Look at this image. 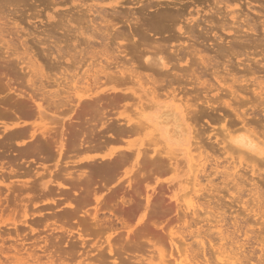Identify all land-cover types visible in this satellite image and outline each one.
I'll return each instance as SVG.
<instances>
[{"label": "rangeland", "instance_id": "374dc122", "mask_svg": "<svg viewBox=\"0 0 264 264\" xmlns=\"http://www.w3.org/2000/svg\"><path fill=\"white\" fill-rule=\"evenodd\" d=\"M43 1L44 2L42 1L40 2L39 0H28V1L25 0L24 3H21V0H20V3H18V5H20L19 7L16 3L10 5L11 8L9 5H7L8 7L6 6V9L9 8L7 9L8 12H6L7 10L3 8V6H5L6 4L1 1L3 3V5H1L2 3L0 2L1 3L0 6H2L0 7L2 8L0 9V13H3V14H0V22H1L0 24L2 25V22L5 23V25L4 23L2 25V28H3L2 30L4 33H7L5 36V34L0 29L1 32L3 33L2 34L0 32V34L4 36V38L2 36L4 40L0 38V43H1V40H3V41L8 42L6 43L7 46L9 44V48H3L4 46L2 47V45L0 47V179H1L0 180V212L3 211L0 213L1 215L0 221L6 225V228L4 227L5 225H2L0 227V236H2L1 238L5 239L3 240L5 242H2L5 248L4 250L8 251L11 246L14 247V245H16L18 242L20 243V241H18V242H15L16 243L15 244L12 240L8 239L7 233L10 234V231L11 233H13L12 231L13 229H11L12 224H15V226L19 229V231L22 230L21 234L26 235L25 240H23V242L24 241L26 242L24 243V245H26V248L28 246L30 247L31 245L33 246V245H37L38 243L40 244L42 242V239L43 241L47 239L48 242L55 239L54 242H56L58 238L62 237V235H60L59 233L50 231V228H52V225H53V220H48L47 218H41L42 216L49 217V215L44 213L42 216L39 217L35 214L37 213L38 210H41L43 208H48L50 209L48 211H51L50 213H55L54 210L57 211L56 210L57 208L55 206L63 207L67 203L66 201L61 200L62 199L61 195L65 193V191L64 192L63 190L59 191L56 188L57 190L54 189L55 190L54 192L51 187L54 186L53 188H55L56 185L52 184L53 185L52 186L49 183V182H52V179H54L55 181L60 176L64 175V173L66 172H67L66 176L67 174H70L72 178L71 179L69 177L70 181L71 180L77 181L79 180L78 178H80L81 180L85 178L87 179L90 178L92 181H91L90 186L88 187V190H90L89 191L90 195H91V192H94V194L92 193V195L90 196L88 203L83 206H81L80 204L77 205V203L73 202L74 206L72 207L76 208L77 206H81L80 210L82 212H87V214L83 216L82 214L79 213L78 216L67 219V225H66L67 229H72V227H74L75 222H79L84 218L87 221H89L90 218H88L87 215L89 213L93 214V210H94L93 208L95 207L93 198L97 197V198L103 199V201H106L108 200V196L112 190L123 187L122 189L126 190V194L123 197L130 196L132 200L131 203H134L135 206H121L120 200L118 198L115 199L114 201L110 200V205H112V207L123 208L126 212L123 219H125V222H126L125 224H127V226L130 227V229L129 227H127L126 230L128 229V231L130 232L123 229L124 231L121 230L122 232H120L121 236L125 238L129 235V238L131 240L133 239H140L141 241L149 240L153 242L156 248L159 249L166 257L172 254V257L177 259L178 261H181L182 264H205V261H204L205 259L211 258L212 260L214 257H216L218 255L217 253L220 252L218 251L217 248H220V245H222V243L223 244L225 243V241L219 240L220 238L217 233H218V229L220 228L223 230V232L224 230L227 231L229 235L232 232H234L237 228H240L242 232L247 230L248 236H251L252 231L257 232L260 229H264V206H262V209L260 210L258 209L257 206H253L255 204L253 199H255L256 197L262 200L264 204V178L263 180H258L259 179L258 177L251 176L248 170H245L243 167L245 164L244 161H242L241 166L236 165L237 164L236 162L238 161L236 158L240 156V153L235 152L236 150H234V148L231 150V148L229 147H227L226 149L227 152H225L226 150H222L223 146L227 145L226 143L227 141L225 142L226 143L225 145H218V143L222 141V137H224V134L227 133L226 131L229 132L230 129L227 128L228 129L227 130L225 127H223V129L224 128L226 129L224 131L221 128V126H224V125L227 126L225 123L214 124L213 122L212 124H210L209 123L210 121L208 119L205 120L204 119L205 117L204 118L202 117L203 112L211 113V111H209L208 109H205L204 105L201 104L203 102L202 100H204L205 98L204 97L205 94L201 95L202 98L199 96L200 101L198 102L192 101V99L190 98H193V97H191L190 95H189L190 97L188 96V99L186 98V100L190 99V101H188L189 104H196V109H197L196 111H199V110L200 112L202 111L201 113L198 112L200 115L202 114V116L200 119L198 118L199 120H196L199 114L197 113V116L195 115L196 116L195 117L196 119H195L192 117V113H190L192 111L189 110V113H190L189 116L191 115L190 118L192 117L191 119H193L195 123L191 122L193 120L189 122L188 120H190V118L189 116H187L189 118V119L187 118V121H186L187 126L184 127L183 129L182 127L183 116L186 119L185 117L186 115L184 114V112L186 113V111H184L183 103H182L186 101L185 99H183L185 97L183 96V91L181 92L182 94L178 93V96H177V98L183 96V98L181 97L183 100L179 98L182 100L181 102L182 105L179 102H175L171 99L166 100V97L167 96L169 97L170 95V94L169 95L165 94L167 90L165 91L163 90V92L158 91L160 93L162 92L161 94L158 93V97L161 96L162 100L160 101L166 100L164 105L165 107H167V109L174 108L178 105H180L181 107V113H180L181 127L177 128L178 131L180 132H178L176 129V131L178 132L177 133L175 131L176 136L173 135L175 133H172L174 131L173 125L164 126L163 124H161V119L159 118V116L161 115V112L163 110L158 109V108L151 109V110L147 109L145 111V119L141 121L143 122L144 126L142 127V129H137L136 131L137 134L136 133L134 134L136 136L134 135L131 136V133L129 134L127 133L124 135L125 133L124 132L125 129H124L123 130L124 133L121 132L123 133L124 137H122V134H121V136H119L121 138H119V137H116L118 136V134L117 135L114 134L115 135L114 136L113 133L115 132L113 133L107 132V129H106L108 128V126L110 128L112 124L113 125L115 124L114 125L115 127L113 125L112 126L114 128H117V131L119 130V133H120L121 128L123 129L124 126L127 130H129L127 127H129L131 122L126 125L125 124L126 120L130 119L132 120V123L137 122L136 118L139 119V116L137 117L138 114H136V112L139 113V109L136 105L137 104L136 101L131 99L130 96L132 97V93L139 91V85L137 81L135 80L131 82L126 81L127 83L119 82L117 80H120V79H119V76L117 75L115 76L118 79L114 76L112 77L113 79H111V76H112L111 74H110V79L108 78L109 79L108 80L102 74L97 72L98 69H100L101 67L103 68V67L108 66L107 63L111 65L113 64L112 66H109L111 72L115 70V66H114L115 63H120V65L125 64L127 67H131L132 62H129V61H131L132 59L134 62L133 63L134 65L132 67H134L136 64L134 59L138 61L139 60L138 58L142 56L145 57L144 55L145 51H150L149 48L155 51L156 49L154 48L159 46L157 43H156V46L153 47V45L155 44H153L154 41L153 43L151 41L150 43L152 45L149 43L150 44V45L148 44L149 46H147L146 44V47H144L145 46L144 44L141 45L142 42H141L140 36H137V35L135 36L133 31L135 27H138V29H140L141 32L146 33V35L148 33V36L149 34L151 36L153 34L150 32L151 31V18L157 12L160 13L163 10V8H166L164 10L166 12L170 10L169 12L174 13V10H175L176 13L174 14L179 16L177 19L178 20L177 25H172L173 24L171 23L172 21L171 22L168 21L169 28H170V25H171V28L170 29H167L166 27L165 28L169 32V34L167 31H166V34H165V31H163L164 33L160 34L161 36L159 35L160 38L164 40V37L166 35L170 36V34L171 35L173 34L172 35L173 37L174 35L175 36L180 35V33L178 32V28L184 25L183 20H182L184 17L185 18H194L195 16L198 18L201 17L200 24L201 23L203 24V21H204L203 19L206 18V15H209V17H213V15L211 16L210 14H212V12L215 11V9H212L213 6H211L210 4L212 3L213 5L215 1L213 2V0H211L212 1L211 2L210 0H207L209 2V6H208L207 4L208 2H204L206 0H200V1L192 0V2L190 0H138L142 2L139 4H135L136 0H116L117 3L118 2L120 3V4L118 3V5L119 6L121 5V7L118 8L117 7L118 5H116L115 11L117 10V12H119L120 15L123 13L124 16L123 15L120 16L119 20H117L118 15H114V16L111 15V13H113L111 9H109L108 7H105L107 8V11L109 10L107 15L110 14L112 16V17L106 16L107 17L106 19L111 23L108 26L105 25L106 28L108 29L107 33L111 34V36L114 34L112 38L113 37H116V38H114L115 40H113L114 43L113 42L111 43L113 47L108 45V48H103V49H102V46L96 44V42L95 44L93 43V44H88V45L86 41L80 42L83 39V37L82 38L80 37V39H78L79 36L77 37L76 35H74L75 33L73 34L74 29H72L73 31H71V26L74 28L78 26L81 28L84 27L83 31H86L89 29L87 31L89 34L90 31L93 30V28L91 26L92 24L89 26L90 23L88 22L89 20H92L93 15L90 16L91 14L90 15L86 14V11H83L82 7L85 10V6L87 7L90 4H91L90 6H92L94 1H95L94 5L98 3L97 5L99 6L101 5L102 7V5L106 4V0H104V4H102L103 2L101 0L99 1L97 0L98 2L96 0H92V1L77 0L78 3L74 2L75 0L74 1L72 0L73 3H70L71 0H69L67 4H66V1L64 3L60 2L61 0H59L58 3H57V0H55V2H53L54 0H49V1L43 0ZM45 1L46 3L47 2L48 3L46 4ZM111 1H114V0H107V3ZM201 1H202V4L205 3L204 6L200 4ZM249 1L252 2L251 5L252 7L254 6L253 8L256 9V10L254 9L255 11L252 9V7H250L251 10L247 9V5H245V3L247 4V0H239V1L238 0H228V2L227 0H224L221 2L220 6H217L216 8L217 9L220 8L221 10H223L225 9L226 6H229V9L236 10V13L238 12L237 16L239 14H244L247 12L249 16L251 15L253 16V17L251 16L253 20L257 18L256 23H258V18L260 14L258 15L257 10L260 13L261 12L263 13L261 14L262 16L264 15V10L262 11L260 9V7L264 5V2H261L262 3L261 4L259 1L257 3V1L253 2L251 0H248V3ZM260 1H264V0H260ZM193 2H197V4ZM55 3H57L58 5L62 3L61 4L62 6L61 5L54 6L56 5ZM146 3L151 4L150 5L151 8L150 7L147 8L142 14L139 13L138 12L139 8L141 6L148 5ZM44 4L47 5L45 6L46 8L44 7ZM76 4L85 5V6L82 5V7L80 6L83 13L81 10L80 11L78 10L80 9V7L79 8L77 7L76 9L75 7L77 6ZM14 5L15 6L17 5L18 8H15ZM52 9L54 10V12L56 11V15L62 14L63 13L62 10L63 11L65 10L64 13H69L70 15L67 14L69 18L66 16V14L65 16L62 15L64 17H67L66 18L67 23L63 20L65 18L61 17V15H59L60 17L56 16ZM210 9L212 10V12L209 11ZM58 10L59 12L61 10L62 13L61 12L57 13ZM129 10L130 12H128ZM221 10H220V13L222 14L224 10L222 12ZM84 12H85V15H84ZM124 12H128L129 14L124 13ZM196 12H199L200 15L198 16L195 15ZM78 13L79 14L82 13V15H84L83 17L87 15L85 17L86 20L81 16V14L79 15ZM187 13H189L191 16L189 14L188 16ZM76 14L78 18L81 16L80 18L83 20L81 21L82 24L85 23V21L86 22L88 21L87 23H85L86 25L83 24L81 26L80 25L77 26V24H75L74 21L76 20L72 18L74 20L73 21L71 17L76 16ZM3 15L4 16L6 15V16L3 17ZM201 15H204V16H201ZM245 15L244 16L242 15V17L241 15H239V17L241 18V21L243 17L244 18L246 17ZM1 16L3 17V19H1ZM47 16L52 17V20H47ZM262 16L260 17V19L262 18ZM57 17L60 19L56 20ZM61 18H63L62 19L63 21L61 20ZM217 18H219L220 22L222 23V18L220 17H217ZM212 19H214V17ZM216 19H214L215 22L217 20L219 21V19L217 20ZM226 19L225 21L226 22L228 21L227 24L229 22L230 23L232 22L231 20L229 19L226 20ZM260 19H259V22L263 21L262 19L261 20ZM97 20L99 19L96 18V21ZM180 20L182 23L179 22ZM238 20L237 22L240 21ZM50 21L51 22L53 21V23H51V25L53 26L59 25V23L57 22H60V21L65 22L63 25H66L69 22L71 25L69 30L71 31L70 33L72 34L68 33V35L66 34L63 35V33H65V28H63L64 29L63 30L61 27H59V29H61L63 32L57 29L55 30L56 35L53 34V39H50V40L47 39V41L43 40L45 39V36H43L42 33L46 35V32L44 33V31H47V30L44 28L47 25L50 26ZM225 21L223 19V22ZM14 22H16L15 25L17 24V27H19V30H17L18 29L17 27L15 29V27L13 26ZM98 22L100 23V21H97V23ZM239 23L237 24L238 25L242 24V22H239ZM168 24H166V26H168ZM175 24H176V21H175ZM237 24L234 26L235 28L236 26H238ZM111 25L113 26V28ZM204 25H206V23ZM204 25H202L203 27L201 26V28H204ZM243 25L244 24H242L241 26ZM35 26L37 27V31L35 30ZM49 26H47L46 28H48ZM101 26H104V25H101ZM208 26L210 27V25L207 24V26H205V29L203 30L204 31L203 34L206 33L205 34L206 37H204L205 35L204 36L201 35L202 37L200 36V39L198 40L200 42L202 38L203 42L204 40L207 42L208 41L207 39H210V41L207 43L200 42V43H203V45L202 44L200 45L203 47H200L199 45L195 44V47L197 46L199 50L197 49V47L194 48L192 41L189 42V40L185 38L184 39L181 38V40L183 39L186 42L188 41L186 45L192 44L191 47L190 45H188L190 49L187 47H184L186 46L185 44L183 46L184 48L188 49L187 51L188 53L186 54V57L193 56V53H192L193 49H191L193 46L196 52L194 53V55L197 54V57H192L193 58L192 60L194 61L198 59L199 57H201L203 58L204 61H207V63L210 64L209 67L211 69L210 68L207 69V70L210 69L209 72L207 70H206L207 72L203 70L206 67V64H207L206 62H205L206 64L204 63L205 66H202L203 67L202 72L204 71L203 73H206V74H203L201 72V69L199 71L196 70V72H194L196 76H197L196 73H199V72H201L204 75V78L202 77L200 81L201 82L205 81L206 84L205 83L204 84L206 88L208 90L211 89L208 94L209 95L208 97L216 94V91L214 89L215 87H217L218 82L220 83V85H226V86L233 85L234 88L238 85H248L249 89H251L250 82L256 77H258V79H261L262 77H264L263 76L264 73L262 72L263 73L262 74L261 72H258L256 70L260 74H256L253 77V76H250V73L249 72L247 73L246 70L250 67L251 69L256 67V66L252 67L253 63L251 62L252 61L251 59L253 58L255 59V61L257 60V62L262 59V61L259 62L260 63L259 66L262 69H258L259 66L258 68L256 67V69H258L259 71L260 70L264 71L263 70L264 56L259 54L261 52L259 50H262L263 48L262 47L260 49L257 48V51H255L252 48H250L252 50H250L249 48L243 49L244 48L243 46V48L242 47L238 49L235 48L232 50L229 49L227 51L226 49L228 48V44L223 45L225 44L223 42L227 41L228 43L229 41L233 40L232 36H234L233 33L235 32L234 30L235 28L232 26V28H234L233 29L234 32L233 30L230 29V34H227V32H223L221 31V29L218 30V28L216 27H215L216 29L214 27L213 29L210 27L212 29L211 30ZM207 27L210 30L208 29V31H206ZM228 27H231V26L229 25ZM172 28L173 29L175 28V30H173ZM21 29H24L25 31L24 32L22 31L21 33ZM43 29L44 31L42 32L41 30ZM15 30L19 34H16ZM76 30H78V28ZM114 30L116 31L114 32ZM169 30L173 31L174 33L173 32L171 33ZM201 31L202 30L199 29V31H197L198 32L197 34H199ZM32 33H35V37L34 35L29 37V35L30 34L32 35ZM120 34H121V37H120ZM237 35L239 36V34ZM71 36L72 37L75 36L74 39ZM227 36H230L231 39ZM241 36H244V35L242 34ZM257 36L258 35L253 34L252 38L257 37ZM217 37L218 38L222 37L224 39V41L222 40L223 41L222 45L224 46V48L226 47L225 49L226 52L223 49L224 51L222 53L221 52L216 53L219 48L217 49L218 46L214 45L213 43L216 41L215 39H217ZM151 38L149 39L151 40ZM212 38H214L213 39L215 40L214 42ZM116 39L119 41H117ZM76 40H79V41L77 42ZM152 40L154 39L152 38ZM161 40H159V43ZM165 41L166 43H168V45H165L164 43ZM165 41L163 42V44L164 46H166V49H168L167 46H173L177 42V41L174 42V40L173 41L168 40V42L167 40ZM169 42H171V44ZM199 42L197 43L200 44ZM82 43H85L86 45ZM131 43L138 44L137 46L139 48L135 47L136 44L132 46ZM216 43L219 44V47L222 46L221 42H216ZM133 47H135L136 50L133 49ZM173 47L178 49L177 48L178 46L176 47V45ZM6 49H8V51ZM14 49L15 51H17V53L14 52ZM123 49L126 50L127 53ZM221 49L222 47H220L219 50ZM137 50L139 51L138 54H140V56H138L137 53L135 52ZM153 50L151 51V55H152V52H154ZM168 50H172V49H168ZM168 50H166V54L169 53ZM133 51L135 53H133ZM141 51L144 53L143 55H141L142 54L140 53ZM189 51L191 52L189 53ZM13 52L18 54L17 57L18 56L20 57L21 53H23L24 55L25 53L27 54V52H29L27 55L30 58L32 57V59L34 58L33 60L39 63V65L43 69L44 77L39 76L40 78L38 79L34 78L35 81L34 79L28 78L31 81L33 80L32 83L35 82L33 84L36 86H34L33 84L31 85H33L34 87L30 85V82H28L27 77H26L28 75V73H26L27 72L25 68L26 66L24 65L25 67H23V64H25V62L21 63L19 61L20 58L15 59L16 56L13 55ZM117 52L119 54H116ZM255 52H257L259 55H257V53ZM62 53L66 55H61ZM98 53L100 55H98ZM110 53L111 54L113 53L112 55L114 57H112ZM92 54L95 55V57L94 56L92 57ZM71 55L73 57H71ZM101 55H105L106 57H108L109 62L106 63V59L103 58ZM133 55H136V57H133ZM220 55L221 56L223 55V56L221 57ZM59 56H62V57H59ZM117 56H118V59H117ZM188 57L185 58L186 59L185 61L183 60L180 62V64L178 63V65L180 67L183 66L186 69L188 67L189 69L191 65L190 63L188 64V61L191 62L192 60L190 61L189 59L191 58H188ZM21 58H22L21 61L23 60L28 61L26 60L28 59L27 56H26V59H25V56H24V59H23V56ZM112 59H114V61ZM141 61L142 60H139L138 62H141ZM19 62L21 64H19ZM172 62L171 64L174 65L175 63L177 65L176 61H174L173 63ZM195 62L197 64L199 63L198 60ZM187 64L190 66H188ZM176 65L174 66L177 67L178 65L177 66ZM201 65H199L198 67L201 68ZM249 65L250 67H247ZM170 67L171 66H169V68ZM180 67L177 68L178 70L175 69L176 72L177 71L179 72V70H182L183 72L185 71L184 70L185 68L182 69L183 67L182 68ZM24 68L25 70L23 71ZM133 69H135L136 72L140 74L139 75L140 77L143 75L146 78V79H141L142 83H144V81L147 80L148 77L150 76L149 73H147L149 75H146V73L140 71L138 68H133ZM192 69L193 68L191 66L190 70ZM195 69H197V67H195ZM214 70L216 71L215 77H213L214 75L211 76L212 74H214ZM182 71L180 72L183 73ZM180 72L178 73L179 78L181 75ZM201 73L198 75V77L200 75L202 76ZM183 75H187V74H183ZM143 76L142 78H144ZM190 76H193V74L191 73ZM190 76L189 77L186 76V78H184L185 76H182L183 77L182 81H185L188 78L189 81L188 80L187 81L190 82V81H193L192 79L194 77H196L194 76L191 78ZM28 77L30 76L28 75ZM33 77L34 76H32L31 78ZM154 77L155 76H150L151 79ZM232 79H236L241 84H234ZM261 80L263 81L264 79H261ZM187 81H185L183 84L180 83V85L185 86ZM145 83L143 84V86L145 85L148 86V84L149 86H151V84L148 81L147 82L145 81ZM146 86L145 88H149ZM174 86H177V85H174ZM183 86L181 87L177 86V87L178 88L180 87V89H183ZM186 86H187L186 89L190 90V86L188 85V83ZM95 87L96 89H94ZM73 88L76 89V91L73 90ZM86 90L87 91L90 90V91L85 92ZM77 91L84 92V95L83 93L82 94L78 93L80 94V96H82L81 102L78 101L75 97L74 92H77ZM178 91L179 90H177V92ZM222 94L220 95L219 93V96H220L219 98H223ZM89 95L90 96L95 95L96 97L93 96L94 99L101 100V101L97 100L98 103L101 102V104L97 103L99 105L98 110H97L98 108L97 106H95L97 107L96 109L93 106L95 105L94 102H97L96 100L93 99V97H92L93 100L90 99L91 102L93 101L92 102L93 104H89L90 100L85 98V97L88 98ZM125 95H126V99L124 100ZM120 99H123L124 101ZM36 103H40L43 109H45L44 110L45 112L42 116L38 115L36 111V107H35ZM111 103L113 104V106ZM87 104H89L90 107ZM202 106L204 109L202 108ZM248 108H249L248 106H245L242 109L246 110L247 112V110H249ZM249 111L247 113H250ZM228 113L230 114V111ZM134 114H136V117L134 116ZM213 114L217 116L220 115L219 113L217 114L213 113ZM214 115H212V117H216ZM230 116L231 118L233 117L232 114ZM157 121L158 122L160 121L159 122L160 124ZM204 121H206V123ZM191 123H193V125ZM148 125H150L151 128L150 127L148 128L147 127ZM144 127L145 128L147 127V129H145ZM111 129H108V131ZM181 129L185 130V132L183 133ZM193 129H195L196 132L195 130L193 131ZM34 130L38 132L35 133L33 138H30V134ZM42 131L44 132L47 131L50 133L49 135H46L45 137H40L39 132L41 133ZM155 134H158V135L156 136ZM193 134H195L197 139L198 140L200 139V141H198L197 139L195 140L194 138L196 137H194ZM215 134H217L216 138H215ZM154 137H160V139L158 138L159 139L158 140ZM149 140L155 141L157 144L156 145L152 144V141L150 142ZM61 142L63 143L64 148L62 149L63 150L62 152H58L57 147H59ZM193 142H196L197 145L199 142V145L200 146L202 145L203 147L202 152H201V149L200 150L196 149V144L195 143L193 144ZM191 145L193 146V148H191ZM99 147L102 149H100ZM45 148L46 150H44ZM95 148L97 150L99 149L98 150L99 152H97V150L95 151ZM136 149L137 151L138 150L140 151V154L138 155V157H136L135 155ZM204 149L206 150V152L203 151ZM156 150H158V152ZM193 150L195 152L197 151V153H194ZM134 152L135 154H133ZM121 153L122 154L124 153V154L121 155ZM164 153L166 154L165 156H164ZM200 153H201V158L199 160H203L201 161L202 164H204V162L206 161L204 164V171H202V173L201 172L194 173L195 168L193 166L192 167L193 169L191 170L190 165L195 163L194 161L196 160L194 159H197L196 157H198ZM189 154L193 157L192 161H190L191 156H189ZM108 155H111L110 157L111 160L109 158L110 161L107 160ZM248 160H246V162ZM230 162L232 166L234 165L233 163H235V165L237 166V169L235 170V172L236 171L238 172L239 170L240 171L239 173L242 174L245 171L244 172L245 174L243 176H246L247 179L243 177L242 175H240L241 177H243L241 181L244 180L243 181L244 183L240 182L239 179L233 180V181L237 180L238 182L242 184L241 186H239L240 188L235 187V183L237 181L236 182L232 181V179L234 178L233 177L234 171H231L232 167L230 166L231 165ZM253 162H252L253 165L255 164L257 167L261 168L257 162L255 163ZM100 165H101L100 168L104 166L106 167L109 165L108 166L109 168H107V170L103 174V176L105 175L107 176L106 178L95 177L101 174L100 168H99ZM242 167L243 169H241ZM193 173L199 175L197 179V184L195 183V181L194 183L192 181L194 177ZM228 174L229 175L232 174V175L228 177L227 176ZM125 175L129 177L127 178ZM250 177L251 179H253L254 177L253 182L257 183L259 187L258 194L255 196H253L252 193L249 194L250 193L249 191H251L249 189H254V187H250L251 185V183L249 182ZM62 178H65V176ZM62 178L61 179L59 178L60 180L59 181L56 180V181L58 182L61 181L60 183H62V182H67L69 179V178L68 179L66 178L67 181L65 179L64 181H62ZM129 178L131 179L130 182L132 184V191L131 189H126V186H127L126 184ZM247 180L250 184L247 182ZM41 182L46 183V186L50 184L51 187L49 186L50 188L48 189H50L49 191L50 192L52 191L53 193L51 194L50 192H48L47 189L38 188ZM73 183H76V182L74 181ZM242 186L244 187L241 189ZM68 187L70 188V192L69 190L68 191L66 190V192H69V193H71L72 191L82 193L83 189L85 188V187L72 188L70 186ZM196 190H199V191L197 192ZM146 196L147 197L149 196L152 201V204L153 205L157 204V206H153V205L145 206ZM114 205H119V206H114ZM193 210L197 214L196 213L193 214ZM105 217H109V216H107V214L105 216L99 215L97 218L98 220L100 219V221L103 219L102 222L104 224L105 222H107L104 220ZM217 221L219 224L216 223ZM34 222H38V225L34 224ZM117 226H118L116 227L117 229L120 228L118 224ZM146 226L149 227L150 231L145 232L141 230L143 228H146ZM30 227L35 230L34 234L29 233ZM153 227H158V228L163 227V229L155 230ZM23 228L25 231H23ZM7 230H9V232ZM131 230H132V233H131ZM242 232L236 235V236H239L238 239H240V241L241 240L243 241L244 239V237L242 236ZM107 233L105 232L106 235L105 234L101 235L102 239L101 237L99 238V240L101 239L100 242L105 241L106 236H108ZM11 237H14V235ZM87 238H88L87 242L88 240L90 242V240L93 241L95 237L90 236ZM96 239H94L93 242L98 241ZM33 241H37L35 242L37 244H34ZM202 246L205 248V252L201 251ZM253 246L256 247L255 245ZM176 247L178 248V251H179V248L182 250L181 251L182 255L180 254V252L179 253L177 252V250L175 249ZM258 249L257 247L255 248L256 255L260 254ZM35 251L37 252V254L39 255L41 254L39 253L38 250H35ZM80 252H82V250ZM12 253H13L12 251L11 253L9 252L10 255ZM204 253H205V257L203 256ZM146 254L147 253L145 252L144 255ZM149 254L150 253H148L146 257H148ZM106 258H108L107 262L108 260L110 262L111 257H108V255H106ZM1 261L3 262V259ZM158 262L159 261L157 260V257L155 259V256H154V260L153 262H151V264H158ZM212 263H214V261H212Z\"/></svg>", "mask_w": 264, "mask_h": 264}, {"label": "bare ground", "instance_id": "6f19581e", "mask_svg": "<svg viewBox=\"0 0 264 264\" xmlns=\"http://www.w3.org/2000/svg\"><path fill=\"white\" fill-rule=\"evenodd\" d=\"M3 2V3H5L6 5L5 6H3V8L5 9V10H7V9H9V8H7L6 9V6L7 5H12V4H17L18 5V3H20V0H0V2ZM19 1V2H18ZM25 1V0H24ZM24 1H22L21 0V3H24ZM26 1H28V0H26ZM40 2L42 1V2H44L43 0H39ZM47 1H49V0H47ZM58 1L59 0H57V3H58ZM66 1V4L68 3V1L69 0H61L60 2H65ZM74 1V0H73ZM73 1L71 0V2L70 3H73ZM90 1H92V0H90ZM97 1V0H96ZM99 1V0H98ZM97 1V2H98ZM103 3L102 4H104V0H101ZM191 2H192V0H190ZM193 1H195V0H193ZM198 1V0H197ZM200 1V0H199ZM211 1V0H210ZM215 1V2H214ZM222 1H224V0H218V1H216V0H213V5H212V3L210 4L211 6H213V8L212 9H215V11H213L212 12V10L210 9L209 11H211L212 12V14H210L211 16L213 15V17H214V19H216L217 17H220V18H222V23L220 22V19L219 18H217V19H219V21H218V23H220V24H218L217 23V21L215 22V20L214 19H212L213 17H209V15H206L205 13V15H206V18L205 19H203L204 21H203V24L202 25H204L205 23H206V25H204V28H201V24H200V19H201V17H196L195 15H200L199 14V12H196V14L193 16L194 18H183L182 20H183V23H184V25L183 26H181V27H179L178 28V32L180 33V35L178 36V35H174V37L170 34V36L173 38H171L169 35H166L165 37H166V39H165V37H164V40L162 39V38H160V34H162V33H164L163 31H165V34H166V28L167 29H170L171 28V25H170V28H169V24H168V21H172L171 23H173L172 25H177L178 23H177V19H178V15H176V14H174V13H176L175 12V10H174V13L173 12H169L170 10H168L167 12L166 11H164L166 8H163V10L160 12V13H156L155 15H153V17L151 18V33H153L151 36H150V34H149V36H148V33H147V35H146V33H143V32H141V30L140 29H138V27H135L134 28V31H133V33H134V35L136 36H140V39H141V45H145L144 47H146V44H147V46H149L151 43V41H152V43H153V41H154V43L153 44H155V45H153V47H155L156 46V43L159 45L158 47H155L154 49H156L155 51L153 50V49H151V48H149L150 49V51H145V54L141 51L140 53H142L141 55H145V57L144 56H142V57H140V58H138V56H140V54H138V50L137 51H135L136 53H137V58L139 59V60H142L141 62H138V61H136L135 59H134V61H135V63L137 64V62H138V64L136 65L135 64V66L134 67H132L134 64V62H133V59L131 60V61H129V62H132V66L131 67H127L125 64H121L120 65V63H115V70L113 71V69H112V71L113 72H111V70H110V68H109V66H112L111 64H108L107 62H109V58L108 57H106L105 55H101L103 58H105L106 59V63H107V65L108 66H106V67H101L100 69H98V71L97 72H99L100 74H102L104 77H106L107 79L109 78L110 79V74L112 75L111 76V79H113L112 77L114 76V77H116L115 75H117V76H119V79L120 80H117V81H119V82H131V81H137V83H138V85H139V91L138 92H135V93H132V97L130 96V98L131 99H133L134 101H136V105H137V107H138V109H139V113H137L136 112V114H138L137 115V117L139 116V119L138 118H136L137 120V122H133L134 123V125H133V123H132V120H130V119H128V120H126L124 123L127 125V124H129L130 122H131V124L129 125V127H127L129 130H127L126 128H125V126H124V128L122 129L121 128V130H120V133H119V130L117 131V128H114L115 126V124L111 127L110 126V128H109V126H108V128H106L107 129V132H111V133H113V132H115V133H113V135L114 134H118V136H116V137H119V136H121V134H122V137H124L123 136V133H124V135L125 134H129V133H131V136L132 135H134L135 133L137 134V129H142V127L144 126V124H143V122H141L143 119H145V111L148 109V110H151V109H156V108H158V109H161V110H163L162 112H161V115L159 116V118L161 119V124H163L164 126H170V125H173L174 127V131L172 132V133H175V131H176V129L178 128V127H181V122H180V120H181V117H180V113H181V107H180V105H178V106H176V107H174V108H171V109H167V107H165V102H166V100L167 99H171V100H173V101H175V102H179L181 105H182V103H183V109H184V111H186V113L184 112V114L186 115L185 117H186V119L184 118V116H183V124H182V127H183V129H184V127H186L187 126V123H186V121H187V116H189V114L190 113H192V117L193 118H195L196 116H197V113L199 112V113H201L200 112V110L199 111H196L197 109H196V104H189V102L188 101H190V99H192V101H196V102H198V101H200V97H201V95L202 94H205L204 95V100H202L203 102L201 103L202 105H204V108L205 109H208L209 111H211V113L209 114V113H206V112H203L202 114H203V116H202V114L200 115L199 113V116L197 117V119L196 120H199L200 118H201V116L206 120V119H208L210 122V124H212L213 122H214V124H219V123H225L227 126H229V127H227V126H221V128L223 129V127H225L226 129L228 128V129H230V131L228 132V131H226L227 133H225L224 134V137H222V141L221 142H219L218 143V145H225L226 143H227V145L226 146H223V149L222 150H226L227 149V147H229V148H231V150L234 148V150H236L235 152H238V153H240V156L238 157V158H236L235 160L237 161H235L237 164L236 165H238V166H241L242 165V161H244L245 162V164H244V162H243V164H244V169L245 170H248V172L250 173V175L251 176H256V177H258L259 179L258 180H263V178H264V80L262 81L261 79H264V77H259V78H261V79H258V77H256V78H254L251 82H250V86H251V89H249V86L248 85H238V86H236L235 88H234V86L233 85H220V83L218 82L217 83V87H215V91H216V94L215 95H212V96H210V97H208L209 95V92H210V90H208L207 88H206V86H205V81H200L201 80V78L203 77L204 78V75L203 74H206V73H203L202 72V69H203V67L202 66H205V64L207 63V61H204L203 60V58H201V57H199L198 59H196V60H192L193 58L192 57H197V54L196 55H194V53H196L195 52V50H194V48H196L195 47V44H197V45H203V43L204 42H206L205 40H204V42H203V39L201 38V41L200 42H203V43H200L199 42V40L198 39H200V36L201 35H205V34H203V30L205 29V26H207V24L208 25H210V27L213 29V27L215 28H218V30H220L221 29V31H223V32H227V34H230V29L231 30H233L235 27V25L237 24V23H239V22H242V24H244L243 26H241V25H238V26H236V28L234 29L235 30V32H234V30H233V34H234V36H232V35H230V36H232L233 37V40L232 41H229L228 43H227V41H224V39L222 38V37H217V39H215V40H213L214 38H212V40H213V44L214 45H216V46H218L217 47V49L219 48L220 49V47H222V49L221 50H219L218 49V51L216 52V53H218V52H223L225 49H226V47L224 48V46L223 45H227L228 44V48L226 49L227 51L229 50V49H238V48H243V46H244V48L243 49H250V48H252V49H254L255 51H257V48H263L262 50H259V51H261L259 54H261V55H263L264 56V15L262 16L261 14H263L262 12L260 13L258 10H257V13H258V15L260 14V16H259V18H258V23H256L257 21H256V19L257 18H255V20H253L252 19V17L251 16H249V14H247V12L246 13H244V14H239V15H241V17H242V15L244 16L245 14H247V15H245L246 17L244 18L243 17V19H242V21H241V18L239 17V15L237 16V14H238V12L236 13V10H231V9H229V6H226L225 7V9H223V10H221L220 8L219 9H217L216 7L217 6H220V4H221V2ZM239 1V0H238ZM251 1H253V2H256L257 1V3H258V1L261 3V2H264V1H260V0H251ZM1 2V3H2ZM52 2V1H51ZM53 2H55V0L53 1ZM52 2V3H53ZM74 2H76V3H78L77 2V0H75ZM136 3L135 4H139V3H142L141 1H138V0H136L135 1ZM188 2V1H187ZM190 2V3H191ZM204 2H208L207 0L206 1H204ZM212 2V1H211ZM227 2H228V0H227ZM235 2V1H234ZM237 2V1H236ZM0 3V4H1ZM3 3L1 4V5H3ZM26 3V2H25ZM45 3H46V1H45ZM48 3V2H47ZM46 3V4H47ZM57 3H55L56 5H54V6H57L58 4ZM94 3H95V1H94ZM94 3H93V5L92 6H90V5H88L87 7L84 5V4H82V5H84L85 6V10L83 9V7H82V5H78V4H76L77 6H75L76 7V9H77V7L79 8L80 6L82 7V10L83 11H86V14H91L90 16H92L93 15V18H92V20H89V22L88 23H90L89 24V26L91 25L92 26V28H93V30H91L90 31V33L88 34V30H86V31H83L84 30V27L83 28H81V27H79L78 25H83V24H85V23H87L85 20H86V16L85 17H83L84 15H85V12H84V15H82V13H83V11L81 10V7H80V9H78L79 11L81 10L82 11V13H80L81 14V16L85 19L84 21H85V23H83L82 24V22L81 21H83L80 17V19L77 17V14H76V16H74V17H71V19L73 18L74 20H76V21H74L73 19V21L75 22V24H77V26L78 27H76V28H74V27H72L71 25H70V21L68 22V24H66V25H63L65 22L67 23V17L69 18V16L67 15V14H69V13H64L65 12V10L63 11L62 10V12H61V10H60V12L62 13V14H58V15H56V11L54 12V10H53V12L55 13V15L56 16H58V17H60L59 15H61V17H63V18H65V19H63V18H61V20L63 19L65 22H57V23H59V25H51V23H53V21L51 22L50 21V26H52V27H50L49 25H47V26H49L48 28H44V29H46L47 31H44V29L43 30H41L42 32L44 31V33L46 32V35H44L42 32V35L43 36H45V39H43V40H46L47 41V39H53V34H55V30H57V29H59V27H61L62 29L63 28H65V33H63V35H68V33H70L71 31H73L72 29H74V31H73V34L74 35H76L77 37H78V39H80V37L82 38L83 37V39H84V41H83V39L80 41V42H85L86 41V43H87V45L88 44H95V42H96V44H98V45H100V46H102V49L103 48H108V45L109 46H112V42H113V40H115L114 38H116V37H113L112 38V36L114 35L113 34V32H112V36H111V34H108L107 33V28H106V26L105 25H109V24H111L106 18L108 17V16H111V15H118V19L117 20H119V17L120 16H122L123 15V13L120 15L119 14V12H117V10L115 11V6L116 5H118V3H117V1L116 0H114V1H111V2H109V3H107V0H106V4L105 5H102V7H101V5L99 6V5H94ZM189 3V4H190ZM193 3H196L197 4V2H193ZM200 3V2H199ZM41 4V3H40ZM43 4V3H42ZM54 4V3H53ZM62 3H60L59 5H61ZM100 4V3H99ZM120 4V3H119ZM146 4H148V3H146ZM188 4V5H189ZM192 4V3H191ZM200 4H202V1H201V3ZM208 4V6H209V2L207 3ZM252 2H250L249 1V3H248V0H247V4L245 3V5H247V9L248 10H251V8L250 7H252ZM262 4V3H261ZM17 5L15 6V8H18L20 5H18V7H17ZM26 5V4H25ZM49 5V4H48ZM50 5H51V3H50ZM58 5V6H59ZM150 5L151 4H148V5H144V6H141L140 8H139V10H138V12L139 13H143L147 8H149L150 7ZM203 6L205 5V3L204 4H202ZM225 5V4H224ZM45 6H47V5H45L44 4V7ZM53 6V5H52ZM62 6V5H61ZM64 6V5H63ZM66 6V5H65ZM104 6V7H103ZM186 6V5H185ZM210 6V7H211ZM260 6V5H259ZM264 6V5H263ZM263 6H261L260 7V9L263 11L264 10V7ZM0 7H2V6H0ZM8 7V6H7ZM49 7V6H48ZM105 7H108L109 9H111V11L113 12V13H111V15L110 14H108L107 15V13H108V11H107V8H105ZM118 8L119 7H121V5L119 6H117ZM169 7V6H168ZM209 7V8H210ZM224 7V6H223ZM254 7V6H253ZM252 7V9L254 10L255 8H253ZM10 8H11V6H10ZM12 8H13V6H12ZM46 8V7H45ZM57 8H59V7H57ZM74 8V7H73ZM118 8H116V9H118ZM151 8V7H150ZM208 8V7H207ZM0 9H2V8H0ZM49 9V8H48ZM75 9V8H74ZM259 9V10H260ZM5 10H3V11H5ZM46 10V9H45ZM44 10V11H45ZM50 10V9H49ZM220 10H221V12L223 11V13L221 14L220 13ZM243 10V9H242ZM256 10V9H255ZM254 10V11H255ZM260 10V11H261ZM107 11V12H106ZM164 11V12H163ZM184 11V10H183ZM246 11V10H245ZM6 12H8V10L6 11ZM59 12V10H58V12L57 13H60ZM128 12H130V10L128 11ZM128 12H124V13H128ZM202 12V11H201ZM243 12V11H242ZM5 13V12H4ZM53 13V14H54ZM216 13V14H215ZM0 14H3V13H0ZM65 14H66V16L67 17H64L65 16ZM79 14V13H78ZM79 14V15H80ZM129 14V13H128ZM179 14V13H178ZM189 13H187V15H188ZM209 14V13H208ZM40 15V14H39ZM39 15H37V16H39ZM54 15V16H55ZM62 15H64V16H62ZM70 15V14H69ZM127 15V14H126ZM180 15V14H179ZM183 15H184V13H183ZM182 15V16H183ZM190 15V14H189ZM188 15V16H189ZM214 15H216V16H214ZM6 16V15H5ZM4 15H3V17H5ZM55 16V17H56ZM90 16H88V17H90ZM107 16V17H106ZM124 16V15H123ZM181 16V17H182ZM191 16V15H190ZM201 16H204V15H201ZM257 16V15H256ZM262 16V20L263 21H260L259 22V19H260V17ZM3 17L1 16V19H3ZM56 18V20L58 19H60V18ZM112 17V16H111ZM115 17H117V16H115ZM180 17V18H181ZM216 17V18H215ZM229 17V18H228ZM76 18V19H75ZM96 18H98L99 20H97V21H100V23L98 22L97 23V21H96ZM121 18H123V17H121ZM179 18V19H180ZM204 18V17H203ZM229 19V20H231L232 22L230 23H228L227 24V22L225 21V19ZM46 19V18H45ZM78 19V20H77ZM116 19V18H115ZM223 19H224V21L226 22H223ZM226 19V20H227ZM240 21H239V20ZM260 19V20H261ZM47 20H52V17H49V16H47ZM54 20H55V18H54ZM62 20V21H63ZM237 20L239 21V22H237ZM80 21V22H79ZM175 21H176V24H175ZM202 21V20H201ZM180 23H182L181 22V20L179 21ZM1 23V22H0ZM3 23L4 22H2V25H3ZM15 23L16 22H14V24H13V26L15 27V29H16V27H17V24L15 25ZM42 23V22H41ZM113 23V22H112ZM168 24V26H166V24ZM43 24V23H42ZM46 24V23H45ZM240 24V23H239ZM2 25L0 24V29L2 30L3 28H2ZM4 25H5V23H4ZM19 25V24H18ZM67 25H69V26H67ZM86 25V24H85ZM101 25H104V26H101ZM113 25H115V24H113ZM220 25V26H219ZM231 26V27H228V26ZM70 26H71V31L69 30V28H70ZM76 26V25H75ZM112 26V25H111ZM179 26V25H178ZM232 26L234 27V28H232ZM4 27V26H3ZM34 27V26H33ZM68 27V28H67ZM110 27V26H109ZM166 27V28H165ZM203 27V26H202ZM209 27V26H208ZM207 27V30L206 31H208V29L210 28H208ZM18 29L17 30H19V27H17ZM78 28V30H76ZM88 28V27H87ZM112 28H113V26H112ZM176 28V27H175ZM175 28L173 29V30H175ZM210 28V29H211ZM215 28V29H216ZM199 29L200 30H202L199 34H197L198 32L197 31H199ZM209 29V30H210ZM211 29V30H212ZM1 30H0V32H1ZM35 30L37 31V27L35 26ZM59 30H61V29H59ZM64 30V29H63ZM22 31L24 32L25 30L24 29H21V33H22ZM62 31V30H61ZM116 30H114V32H115ZM170 31V30H169ZM2 32H3V30H2ZM1 32V33H2ZM6 32V31H5ZM18 32H20V31H18ZM63 32V31H62ZM78 34H77V33ZM168 32V31H167ZM171 33L173 32V31H170ZM176 32V31H175ZM211 32V31H210ZM262 32V33H261ZM4 33V32H3ZM2 33V34H3ZM10 33V32H9ZM15 33L16 34H19V33H17L16 32V30H15ZM57 33V32H56ZM106 33V34H105ZM117 33V32H116ZM143 33V34H142ZM174 33V32H173ZM177 33V32H176ZM251 33V34H250ZM259 33H261V34H259ZM2 34H0L1 35V37L0 38H2ZM5 34V36H6V34L7 33H4ZM70 34H72V33H70ZM119 34V33H118ZM122 34V33H121ZM121 34H120V37H121ZM168 34H169V32H168ZM178 34V33H177ZM237 34H239V36L237 35ZM244 35V36H241V35ZM250 34V35H249ZM253 34H255V35H258L257 37H254V38H252V35ZM9 35V34H8ZM29 35V34H28ZM27 35V36H28ZM34 35V37H35V33H32V35L30 34L29 35V37L30 36H33ZM56 35V34H55ZM54 35V36H55ZM62 35V36H63ZM124 35V34H123ZM160 35V36H159ZM236 35V36H235ZM260 35H261V37H260ZM73 36V35H72ZM71 36V37H72ZM119 36V35H118ZM126 36V35H125ZM153 38L154 40H152V38H151V40L148 38ZM159 36V37H158ZM169 36V37H168ZM230 36H227V37H229L230 38ZM47 37V38H46ZM75 37V36H74ZM74 37H72L73 39H74ZM202 37V36H201ZM204 37H206V35L204 36ZM260 37V38H259ZM3 38H4V36H3ZM2 38V39H3ZM66 38V37H65ZM168 38H170V39H168ZM181 38H185V39H187V40H189V42H191L192 41V43H193V45H194V48H193V46H192V48L191 49H193L194 50V52H193V50H192V53H193V56L191 57V56H187L188 58H191V59H189L191 62H189L188 61V64L190 63V65L192 66V70H190V68H191V66L190 65H188V66H190V68L188 69V67H187V69L185 68V67H183V66H179L178 65V63L180 64V62L181 61H185L186 59L185 58H187L186 57V54L188 53L187 51H188V49H186V48H184V47H187V48H189L190 49V47H191V45L190 44H188V45H190V47H188V45H186V43H188V41L186 42L185 40H181ZM67 39V38H66ZM75 39H77V38H75ZM162 39V40H161ZM179 39H180V41H179ZM204 39H206V38H204ZM228 39V38H227ZM231 39V38H230ZM4 40V39H3ZM3 40H1V43H0V47H1V45H2V47L3 48H9V44H8V46H7V44L6 43H8V42H6V41H3ZM117 40V39H116ZM126 40V39H125ZM138 40H139V38H138ZM159 40H161L160 41V43H159ZM165 40H167V42H168V40L169 41H173L174 40V42L175 41H177L176 43H175V45H176V47L178 48V49H176L175 47H173V46H175V45H173V46H167V48L168 49H172V50H168V49H166V46H164V44H163V42L165 41ZM208 41L207 42H209L210 41V39H207ZM224 42H223V41ZM77 42L79 41V40H76ZM117 41H119V40H117ZM122 41V40H121ZM183 41H184V43H183ZM5 42V43H4ZM43 42V41H42ZM127 42V41H126ZM197 42H199L200 44H198ZM206 42V43H207ZM216 42H221V45H222V42L223 43H225V44H223L222 46H220L219 47V44H217ZM4 43V44H3ZM46 43V42H45ZM114 43V42H113ZM150 43V44H149ZM165 43V45H168V43H166V41L164 42ZM170 44H171V42H169ZM173 43V42H172ZM82 44H85V43H82ZM130 44V43H129ZM132 44V43H131ZM134 44H136V43H133L132 44V46H134ZM139 44H140V42H139ZM149 44V45H148ZM161 44H163V45H161ZM184 44L186 45V46H184ZM7 47H6V46ZM86 45V44H85ZM128 45V44H127ZM138 44H136L135 45V47L136 48H139L138 46H137ZM152 45V44H151ZM182 45V46H181ZM57 46V45H56ZM84 46V45H83ZM131 46V47H132ZM184 46V47H183ZM216 46H214V47H216ZM248 46V47H247ZM86 47V46H85ZM113 47V46H112ZM135 47H133V49H135ZM170 47V48H169ZM173 47V48H172ZM200 47H203V46H200ZM94 48V47H93ZM158 48V49H157ZM176 50H175V49ZM213 48V47H212ZM128 49V48H127ZM132 49V48H131ZM145 49V48H144ZM148 49V50H149ZM186 49V50H185ZM197 49L199 50V48L197 47ZM224 49V50H223ZM252 49H250V50H252ZM7 51H8V49H6ZM62 50V49H61ZM113 50H114V48H113ZM117 50V49H116ZM120 50V49H119ZM124 50V49H123ZM123 50H121V51H123ZM136 50V49H135ZM154 51V52H152V55H151V51ZM166 50H168L169 51V53H168V51H167V53L168 54H166ZM226 50H225V52H226ZM25 51V50H24ZM104 51H105V49H104ZM124 51H126V50H124ZM130 51V50H129ZM14 52H16L17 53V51H15V49H14ZM13 52V55L14 56H16L15 57V59L16 58H20V62L21 63H24L25 62V64H23V67H25L26 68V70H27V72L26 73H28V75L30 76V77H28V75L26 76L27 77V80H28V82H30V85L31 84H33V83H35V82H33L32 83V81L31 80H29V79H38V78H40V77H44V73H43V69L41 68V66L39 65V63L37 62V61H35V60H33L32 59V57L30 58L27 54L29 53V52H27V54L25 53L24 55H23V53H21V56L19 57H17V55L18 54H16V53H14ZM60 52V51H59ZM58 52V53H59ZM64 52V51H63ZM103 52V51H102ZM134 51H133V53H135ZM148 52V53H147ZM191 51H189V53H190ZM198 52H200V51H198ZM197 52V53H198ZM204 52V51H203ZM66 53H68V52H66ZM70 53V52H69ZM105 53V52H104ZM106 53H107V51H106ZM105 53V54H106ZM121 53V52H120ZM126 53H127V51H126ZM150 53V54H149ZM255 53H257V52H255ZM102 54V53H101ZM113 54V53H112ZM111 53H110V55L112 56V57H114L113 55H112ZM116 54H119L118 52L116 53ZM123 54V53H122ZM149 54V55H148ZM199 54V53H198ZM258 53H257V55H259ZM61 55H66V54H61ZM98 55H100L99 53H98ZM109 55V54H108ZM107 55V56H108ZM190 55V54H189ZM254 55V54H253ZM23 56V59H24V56H25V59H26V56H27V58L28 59H26V60H28V61H21V57ZM70 56V55H69ZM91 56V55H90ZM95 57V55H93L92 54V57ZM116 56V55H115ZM221 56V55H220ZM223 56V55H222ZM221 56V57H222ZM255 56H256V54H255ZM59 57H62V56H59ZM58 57V58H59ZM64 57V56H63ZM71 57H73L72 55H71ZM123 57H125V56H123ZM133 57H136V55H133ZM144 57V58H143ZM98 58V57H97ZM96 58V59H97ZM255 58V57H254ZM104 59V60H105ZM117 59H118V56H117ZM131 59V58H130ZM64 60V59H63ZM98 60V59H97ZM113 61H114V59H112ZM188 60V59H187ZM198 60V62L200 63H196L195 61H197ZM252 61V63H253V65H252V67H257L258 68V66L260 65V63L259 62H261L262 61V59L260 60V61H258L257 62V60L255 61V59H251ZM65 61V60H64ZM84 61H86V60H84ZM102 61V60H101ZM174 62V61H176L177 62V65L174 63V65H176L177 67H175L173 64H171V62ZM19 62V64H21ZM71 62V61H70ZM172 62V63H173ZM206 62V63H205ZM57 63H58V61H57ZM72 63V62H71ZM205 63V64H204ZM92 64V63H91ZM98 64V63H97ZM197 64V65H196ZM201 64H203V65H201ZM25 65V66H24ZM69 65V64H68ZM74 65V64H73ZM89 65V64H88ZM186 65V64H185ZM196 65V66H195ZM199 65H201V68L200 67H198ZM262 65V64H261ZM76 66V65H75ZM92 66V65H91ZM120 66V67H119ZM169 66H171L170 68H169ZM193 66H195V67H197V69H195V67H193ZM208 66V67H207ZM210 66V64H206V67H205V69H203V70H207L208 68H210L209 67ZM263 66H264V64H263ZM88 67V66H87ZM178 67H180V68H182V69H184L185 71L183 72L182 70H179V72L180 71H182L183 73H181L180 72V78H179V75H178V71L176 72V70H178L177 68ZM236 67V66H235ZM247 67H250V65L249 66H247ZM256 67L255 68H252L251 69V67L250 68H246V69H244V70H246L247 71V73L249 72L250 73V76H253L254 77V75H256V74H260V73H258V72H263L264 73V71H259L258 69H262V68H260V66H259V68L258 69H256ZM25 68L23 69V71L25 70ZM67 68V67H66ZM109 68V69H108ZM133 68H138L140 71H142V72H144V73H146V75H149L150 74V76H155L154 78H150V76L148 77V79L147 80H145L146 82L148 81L150 84H151V86H149V84H148V86H146L147 84L145 83V81H144V83L146 84L145 86L146 87H149V88H145V86H143V84L144 83H142V81H141V79H146L143 75V77L144 78H142V76L140 77L139 75L140 74H138V72H136V70L135 69H133ZM179 68V69H180ZM213 68V67H212ZM237 68V67H236ZM235 68V69H236ZM176 69V70H175ZM201 69V72L203 73H201V72H199V73H196L197 74V76L195 75V73L194 72H196V70L197 71H199ZM211 69V68H210ZM209 69V70H210ZM100 70V71H99ZM110 70V71H109ZM186 70H187V72H186ZM209 70H207L208 72H209ZM258 72H257V71ZM263 70H264V67H263ZM191 71V72H190ZM206 71V72H207ZM85 72V71H84ZM175 74H174V73ZM186 72V73H185ZM215 70H214V74H212L211 76H213V77H215ZM147 73H149V74H147ZM173 73V74H172ZM177 73V74H176ZM191 73L193 74V76H190L191 75ZM202 74V76L200 75L199 77H198V75L199 74ZM262 73V74H263ZM95 74H97V73H95ZM138 74V75H137ZM183 74H187V75H183ZM190 74V75H189ZM210 74V73H209ZM145 75V74H144ZM192 78V77H194V76H196V77H194L192 80L193 81H190V82H188L189 81V79L187 78L185 81H187V83H188V85L190 86V90H188V89H186V85H187V83H186V85L185 86H183V85H180V83H184L185 81H182L183 80V77L182 76H185L184 78H186V76L187 77H189V76ZM32 76H34L33 78H31ZM37 76V77H36ZM40 76V77H39ZM65 76V75H64ZM207 76V75H206ZM211 76H210V78H211ZM263 76H264V74H263ZM46 77V76H45ZM92 77V76H91ZM121 77V78H120ZM181 77H182V79H181ZM208 77H209V75H208ZM252 77V78H253ZM29 78V79H28ZM48 78V77H47ZM117 78V77H116ZM115 78V79H116ZM150 78V79H149ZM191 78H190V80H191ZM35 79H34V81H35ZM95 79V78H94ZM108 79V80H109ZM118 79V78H117ZM204 80V79H203ZM233 80V83L234 84H241L240 82H238L236 79H232ZM63 81H64V79H63ZM182 81V82H181ZM40 82V81H39ZM126 82V83H127ZM41 83V82H40ZM39 83V84H40ZM96 83V82H95ZM205 83V84H204ZM99 84V83H98ZM34 85V84H33ZM33 85H31V86H33ZM96 85V84H95ZM174 85H177V86H183V89H180V87L178 88L177 86H174ZM34 86H36V85H34ZM33 86V87H34ZM97 86V85H96ZM209 86V85H208ZM41 87V86H40ZM99 87V86H98ZM97 87V88H98ZM92 89V88H91ZM90 89V90H91ZM94 89H96V87L94 88ZM170 89V90H169ZM42 90V89H41ZM73 90H75L76 91V89H74L73 88ZM89 90V91H90ZM163 90L165 91V90H167L166 92H168V93H166L165 92V94H167V95H169V97L167 96L166 97V100H164V101H160V100H162V98H161V96L160 97H158V93L159 94H161L162 92H163ZM177 90H179L178 92H177ZM89 91H85V92H89ZM158 91H162L161 93L160 92H158ZM183 91V96H185L184 98H183V96H181L183 99H185L186 100V98L188 99V96L190 95L191 97H193V98H190L189 100H186L185 102H182V98L181 97H178L177 98V96H178V93H180V94H182L181 92ZM75 93V97H76V99L78 100V101H82L81 99H82V96H80V94H78V93H83V95H84V92H79V91H77V92H74ZM157 93V94H156ZM177 93V94H176ZM219 93H220V95L222 94V96H223V98H219L220 96H219ZM86 94V93H85ZM193 96H192V95ZM88 96V95H87ZM93 96H95V95H89V97L87 98V97H85L86 99H91V100H93L94 99V97ZM166 96V95H165ZM189 96V97H190ZM200 96V97H199ZM92 97H93V99H92ZM96 97V96H95ZM113 97V96H112ZM115 97V96H114ZM134 97V98H133ZM198 97V98H197ZM83 98H84V96H83ZM98 98V97H97ZM124 98V97H123ZM129 98V97H128ZM135 98H136V100H135ZM159 98H161V99H159ZM179 98H181V99H179ZM202 98V97H201ZM119 99V98H118ZM126 99V95H125V98H124V100ZM165 99V98H164ZM91 100H90V102H89V104H93L92 102H91ZM94 100H96V99H94ZM98 100V99H97ZM96 100V101H97ZM100 100V99H99ZM98 100V101H99ZM120 100H123V99H120ZM123 100V101H124ZM176 100H178V101H176ZM98 101L97 102H94V104L95 105H93L94 107L95 106H99L98 104L100 103L101 104V102H99L98 103ZM101 101V100H100ZM113 102V101H112ZM182 102V103H181ZM98 103V104H97ZM115 103V102H114ZM191 103V102H190ZM194 103V102H193ZM89 104H87V105H89ZM112 104V103H111ZM110 105V104H109ZM112 106H113V104H112ZM170 106V105H169ZM169 106H168V108H169ZM198 106V105H197ZM221 106H222V108H221ZM245 106H248L249 108V110H247V112L249 111L250 113H247L246 112V110H243L242 108L243 107H245ZM35 107H36V111H37V113H38V115H43L44 114V110L45 109H43V107H42V105L40 104V103H36L35 104ZM89 107H90V105H89ZM88 107V108H89ZM97 107H95V109L97 108ZM135 107V106H134ZM199 107V106H198ZM202 108H203V106H202ZM203 108V109H204ZM91 109V108H90ZM99 109V107L97 108V110ZM167 109V110H166ZM199 109V108H198ZM189 110H191L192 112H190L189 113ZM204 111V110H203ZM206 111V110H205ZM230 111V114L228 113V112ZM213 113H219L220 115L219 116H217V115H214ZM136 114H134V116L136 117ZM232 114V118H231V115ZM196 115V116H195ZM212 115H214V116H216V117H212ZM191 116V115H190ZM190 116H189V118H190ZM191 117V118H192ZM219 117V118H218ZM188 118V119H189ZM190 118V120H188L189 122L191 121V120H193V119H191ZM199 118V119H198ZM135 119V118H134ZM145 122V121H144ZM158 122V121H157ZM160 122V121H159ZM158 122V123H159ZM189 122H188V124H189ZM191 122H194L195 123V121L193 120V121H191ZM205 123H206V121H204ZM197 123V122H196ZM160 124V123H159ZM192 125H193V123H191ZM198 124V123H197ZM209 124V125H210ZM191 125V126H192ZM130 126H132V127H130ZM145 126H146V124H145ZM200 126V125H199ZM219 126V125H218ZM139 127H141V128H139ZM148 128L150 127V125H148L147 126ZM147 127L145 128V129H147ZM196 127V126H195ZM201 127V126H200ZM112 128V129H111ZM151 128V127H150ZM194 128V127H193ZM223 129L224 131L226 130V129ZM108 129H111V130H109L108 131ZM114 129H116V130H114ZM119 129H120V127H119ZM125 129V131L123 132V130ZM183 129H181L182 131H183V133L185 132V130H183ZM203 129V128H202ZM227 129V130H228ZM37 130H38V128H37ZM51 130V129H50ZM49 130V131H50ZM114 130V131H113ZM144 130V129H143ZM142 130V131H143ZM195 129H193V131H194ZM213 130V129H212ZM217 130V129H216ZM140 131V130H139ZM172 131V130H171ZM177 131H178V129H177ZM176 131V132H177ZM199 131H201V130H199ZM198 131V132H199ZM38 131H36V130H34L31 134H30V138H33L34 137V135H35V133H37ZM106 132V133H107ZM121 132H123V133H121ZM155 132V131H154ZM178 132H180V131H178ZM177 132V133H178ZM195 132H196V130H195ZM194 132V133H195ZM21 133V132H20ZM49 133L50 132H44V131H42L41 133L39 132V134H40V137H45L46 135H49ZM105 133V132H104ZM193 133V132H192ZM219 133V132H218ZM222 133H223V131H222ZM109 134V133H108ZM120 134V135H119ZM154 134V133H153ZM221 134V133H220ZM219 134V135H220ZM103 135V134H102ZM156 136L158 135V134H155ZM155 135H153V136H155ZM174 136H176V133L175 134H173ZM179 135H180V133H179ZM194 135V137H196V135L195 134H193ZM217 134H215V138L217 137L216 136ZM115 136V135H114ZM134 136H136V135H134ZM133 136V137H134ZM185 136V135H184ZM199 136V135H198ZM48 137V136H47ZM126 137V136H125ZM193 137V136H192ZM193 137V138H194ZM119 138H121V137H119ZM127 138V137H126ZM154 138H156V139H160V137H154ZM213 138V137H212ZM84 139V138H83ZM155 139V140H156ZM158 139V140H159ZM195 140L197 139V137L196 138H194ZM162 140V139H161ZM194 140V141H195ZM198 140V139H197ZM150 142L152 141V140H149ZM198 141H200V139L198 140ZM227 141V142H226ZM60 142V141H59ZM154 142V143H153ZM159 142V141H158ZM161 142V141H160ZM226 142V143H225ZM196 144V149L197 150H200L201 149V152H202V145L200 146L199 145V142H198V145H197V143L196 142H193V144ZM152 144H157L155 141H152ZM203 144V143H202ZM210 144V143H209ZM208 144V145H209ZM46 145V144H45ZM58 145V144H57ZM72 145V144H71ZM211 145V144H210ZM215 145V144H214ZM213 145V146H214ZM218 145H216V146H218ZM198 146V147H197ZM45 147H47V146H45ZM211 147V146H210ZM64 147H63V143L61 142L60 143V145H59V147H57V149H58V152H62ZM97 148H98V146H97ZM100 148V147H99ZM191 148H193V146L191 145ZM213 148V147H212ZM100 149H102V148H100ZM195 149V148H194ZM214 149V148H213ZM217 149H219V148H217ZM216 149V150H217ZM221 149V148H220ZM44 150H46V148L44 149ZM94 150V149H93ZM97 149L95 148V151H96ZM99 150V149H98ZM97 150V152H99ZM191 150V149H190ZM157 152H158V150H156ZM172 151V150H171ZM192 151V150H191ZM194 151V150H193ZM204 152H206V150L204 149L203 150ZM130 152H132V151H130ZM156 152V153H157ZM167 152V151H166ZM165 152V153H166ZM199 152V151H198ZM219 152V151H218ZM225 152H227V150L225 151ZM128 153V152H127ZM164 153V156L166 155ZM189 153H191V152H189ZM194 153H197V151L195 152L194 151ZM223 153H224V151H223ZM59 154V153H58ZM124 154V153H123ZM122 153H121V155H123ZM133 154H135V152L133 153ZM132 154V155H133ZM140 154V151L138 150L137 151V149H136V157H138V155ZM203 154V153H202ZM61 155V154H60ZM60 155H58V156H60ZM121 155H119V156H121ZM198 155V154H197ZM196 155V156H197ZM222 155V154H221ZM238 155V154H237ZM189 156H191L190 154H189ZM111 157V155H108L107 156V160H109V158ZM160 157V156H159ZM103 158V157H102ZM193 157L191 156L190 157V161H192L193 159H192ZM194 158H195V156H194ZM197 159H194V160H196V161H194L193 163L194 164H191L190 166H191V170L193 169L192 167L194 166V173L196 172V173H199V172H201L202 173V171H204V164H205V162H204V164H202V162L201 161H203V160H199L200 158H201V153L198 155V157H196ZM207 158V157H206ZM119 159V158H118ZM229 159V158H228ZM249 159V160H248ZM110 160H111V158H110ZM109 160V161H110ZM170 160V159H169ZM168 160V161H169ZM227 160V159H226ZM230 160V159H229ZM246 160H248L247 162H246ZM253 160H254V162H253ZM250 161V162H249ZM107 162V161H106ZM120 162V161H119ZM125 162V161H124ZM130 162V161H129ZM161 162V161H160ZM163 162V161H162ZM252 162L253 163H255V162H257L258 164H259V166L261 167V168H259V167H257L255 164L253 165L252 164ZM104 163V162H103ZM110 163V162H109ZM158 163V162H157ZM233 163V162H232ZM108 164V163H107ZM116 164H118V163H116ZM156 164V163H155ZM230 164H231V162H230ZM234 165L232 166V164L230 165L231 167H232V169H231V171H234V178L232 179V181L233 180H235V179H239V181L240 182H243V181H241L242 180V178L243 177H245L246 178V176H243L245 173V171L242 173V174H240L239 172V170H238V172L236 171L235 172V170L237 169V166L235 165V163H233ZM103 165V164H102ZM105 165V164H104ZM110 165V164H109ZM108 165V166H109ZM115 165V164H114ZM108 166H104V167H102V168H100L101 167V165L99 166V168H100V172H101V174L100 175H98V176H95V177H98V178H100V177H102V178H106L107 176L105 175V176H103V174H104V172L107 170V168H109ZM243 167L241 168V169H243ZM67 170V169H66ZM68 171V170H67ZM228 171H229V169H228ZM242 171V170H241ZM47 173V172H46ZM67 173V172H66ZM66 173H64V175H62V176H60L59 178L61 179L62 177H64L65 176V178H62V181H64V179L66 180V178L68 179L69 177L71 178V176H70V174H67V176H66ZM193 173V174H194ZM247 173V172H246ZM227 174V173H226ZM232 174H228L227 176L229 177V176H231ZM240 175H242L243 177H241ZM248 175V174H247ZM126 177H127V175H125ZM198 176L199 175H197V174H194V177H193V183H194V181H195V183L197 184V179H198ZM235 176H237V177H235ZM47 177V176H46ZM129 177V176H128ZM127 177V178H128ZM133 177V176H132ZM240 177V178H239ZM12 178V177H11ZM42 178V177H41ZM40 178V179H41ZM56 179V180H60V179ZM70 178L68 179V181L67 182H62V183H60V182H58V181H54V179H52V182H49L51 185L52 184H54V185H56L55 186V188H53V187H51L50 186V184L48 185V186H46V183H40V187L38 186V188H43V189H47L48 190V192H50L49 190L50 189H48V188H52L53 189V191L55 192V190L54 189H58L59 191L60 190H63V192L65 191V193H61L62 195V201H66L67 203L63 206V207H60V206H55L57 209V211H55L54 210V212L56 213H50L51 211H48V210H50V209H48V208H43V209H41V210H38L37 211V213L35 214V215H37V216H42L44 213L45 214H47V215H49V217H44V216H42L41 218H47L48 220H53V225H52V228H50V231L51 232H55V233H59L60 235H62V237H60V238H58L57 240H56V242H54V240H49L50 242H48V240L46 239V240H44L43 241V239H42V242L38 245L37 243H35V242H37V241H33L34 242V244H37V245H31L30 247L28 246L27 248H26V245H24V243H26L25 241L23 242V240H25V234H21V232H22V230L21 231H19V229L15 226V224H12V228L11 229H13L12 231H13V233H11V231H10V234H8L7 233V236H8V239H10V240H12L14 243L15 242H18V241H20V243L18 242L16 245H14V247H8L9 248V252L11 253V251L13 252L11 255L9 254V252L7 251V250H4L5 248H4V245H3V243L2 242H5V241H3V240H5V239H3V238H1L2 236H0V264H3V263H5V264H106V263H111V264H151V262H153V260H154V256H155V259H156V257H157V260L159 261L158 262V264H182V262L181 261H178L177 259H175V258H173L172 257V254H170L168 257H166L159 249H157L156 248V246H155V244L153 243V242H151V241H149V240H147V241H141L140 239H133V240H131L130 238H129V235L127 236L125 233H126V231H128V229L126 230V228L127 227H129V226H127V224H125L126 222H125V219H123V217H124V215L126 214V212H125V210L123 209V208H117V207H112V205H110V200H112V201H114L115 199H119L120 200V205L121 206H135V204L134 203H131L132 202V200H131V197L129 196V197H123L125 194H126V190H124V189H122V188H117V189H114V190H112L111 192H110V194H109V196H108V200H106V201H103V199H101V198H97V197H95V198H93V201H94V210H93V214H88L87 215V217L88 218H90L89 219V221H87L85 218L84 219H82L81 221H79V222H75V224H74V227H72V229H67L66 228V225H67V219H69V218H73V217H75V216H78L79 215V213L80 214H82L83 216L84 215H86L87 214V212H82L81 210H80V208H81V206H83V205H85V204H87L88 203V201H89V199H90V196L92 195V193L94 194V192H91V195H90V190H88V187L90 186V184H91V179L90 178H85V179H83V180H81L80 178H78L79 180H74L76 183H73L74 181H70ZM77 178V177H76ZM131 178V177H130ZM129 178V179H130ZM191 178V177H190ZM232 178V177H231ZM9 179V178H8ZM50 179V178H49ZM72 179V178H71ZM128 179V181H127V186H126V189H131V191H132V184H131V179L129 180ZM247 179V178H246ZM245 179V180H246ZM250 180H249V182L251 183V185H250V187H254V189H249V190H251V191H249L248 193L249 194H251L252 193V195L253 196H255V195H257L258 194V190H259V187H258V185H257V183H255V182H253V179H254V177H253V179H251V177L249 178ZM257 179V178H256ZM1 180V179H0ZM7 180V179H6ZM81 180V181H80ZM127 180V179H126ZM237 181V180H236ZM236 181H233V182H236ZM3 182V181H2ZM126 182V181H125ZM199 182V181H198ZM240 182H236L235 183V187H238V188H240L239 186H241L242 184L240 183ZM247 182H248V180H247ZM248 182V183H249ZM244 183V182H243ZM249 183V184H250ZM195 184V185H196ZM245 184H246V182H245ZM249 184H248V186H249ZM38 185V184H37ZM194 185V184H193ZM199 185V184H198ZM50 186V187H49ZM68 186H70V187H72V188H74V187H85L84 189H83V191H82V193H78V192H76V191H72L71 193H69L70 192V188L68 187ZM247 186V185H246ZM245 186V187H246ZM194 187H196V186H194ZM244 186H242L241 187V189L243 188ZM42 189V190H43ZM56 189V190H57ZM40 190V189H39ZM41 190V191H42ZM46 190V191H47ZM66 190L68 191L69 190V192H66ZM35 191V190H34ZM45 191V190H44ZM194 191V190H193ZM197 192L199 191V190H196ZM196 191H195V193H196ZM47 192V193H48ZM51 194L53 193L52 191L50 192ZM49 193V194H50ZM253 201L255 202V204L253 205V206H257L258 207V209L260 210V209H262V206H264V204H263V201L262 200H260L258 197H256L255 199H253ZM73 202L74 203H77V205H81V206H77L76 208L75 207H72V206H74L73 205ZM151 205H153L152 204V201H151V199H150V197L148 196H146V198H145V206H151ZM103 206V207H102ZM114 206H119V205H114ZM153 206H157V204L155 205H153ZM54 208V207H53ZM2 210V209H1ZM47 210V211H46ZM1 212H3V211H1ZM0 212V213H1ZM53 212V211H52ZM196 212L193 210V214H195ZM107 214V216H109V217H105L104 218V220L105 221H107V222H105L104 224H103V222H102V220L100 221V219L98 220V216L100 215H102V216H105ZM197 214V213H196ZM81 215V216H82ZM1 216V215H0ZM1 218V217H0ZM216 223H218V221L216 222ZM34 224H37L38 225V222H34ZM117 224L120 226V228H116V227H118L117 226ZM219 224V223H218ZM2 225H5L3 222H1L0 221V227L2 226ZM217 225V224H216ZM11 226V225H10ZM153 226V225H152ZM5 228H6V225L4 226ZM19 227V226H18ZM144 227V226H143ZM164 227V226H163ZM163 227H160V228H158V227H153L155 230H160V229H163ZM222 227V226H221ZM20 228V227H19ZM220 228V227H219ZM9 229V228H8ZM10 229V230H11ZM123 229H125L126 231H125V235L127 236V237H125V238H123L122 236H121V233L120 232H122V231H124ZM129 229H130V227H129ZM152 229V228H151ZM3 230H5V229H3ZM122 230V231H121ZM142 231H145V232H147V231H150V229H149V227H147L146 226V228H143V229H141ZM8 232H9V230H7ZM6 231V232H7ZM23 231H25L24 230V228H23ZM2 232V231H1ZM105 232L107 233V235L108 236H106V238H105V241L104 242H100L101 241V239H102V237H101V235L103 234H105ZM128 232H130V231H128ZM242 231L240 230V228H237L234 232H232L230 235L227 233V231H225L224 230V232H223V230L220 228V229H218V236H219V240L220 241H225V243L223 244L222 243V245H220V248H217L218 249V251H220L219 253H215L217 256L216 257H214L212 260H211V258H209V259H205L204 261H205V264H214L215 262V264H264V229H260L259 231H252L251 232V236H248V231L246 230V231H243L242 232V236L244 237V239H243V241L241 240L240 241V239H238V237L239 236H236V235H238L239 233H241ZM29 233L30 234H34L35 233V230L34 229H32L31 227L29 228ZM120 233V234H119ZM131 233H132V230H131ZM4 234V233H3ZM84 234V235H83ZM86 234V235H85ZM14 235V237H11V236H13ZM106 235V234H105ZM90 236H94L95 238L94 239H96V240H98V241H95V242H93L94 241V239H93V241H91L90 240V242H89V240H88V242H87V237H90ZM253 236V237H252ZM101 237V239L99 240V238ZM26 239H28V238H26ZM240 241V242H242V243H240L238 240ZM40 241H41V239H40ZM230 242V243H229ZM43 244V245H42ZM28 245V244H27ZM202 245H203V243H202ZM225 245H227V246H225ZM253 245H255L256 247H257V249H258V251H259V255H256V250H255V248L256 247H254ZM151 248V249H150ZM176 250H177V252L179 253L180 252V254L182 253L181 251V249L179 248V251H178V248L176 247L175 248ZM202 250V252L204 251L205 252V248L202 246V248H201ZM35 250H38L39 251V253H41L40 255L39 254H37V252L35 251ZM82 250V252H80ZM150 250V251H149ZM172 251V250H171ZM173 251H174V249H173ZM218 251H216V252H218ZM90 252H92V253H90ZM145 252L148 254V253H150L149 255H148V257H146L147 256V254L146 255H144L145 254ZM108 255V257H111L110 258V262H109V260H108V262H107V259L108 258H106V255ZM155 254V255H154ZM179 254V255H180ZM215 254H213V255H215ZM182 255V254H181ZM80 256V257H79ZM94 256H96V257H94ZM204 257H205V253H204V255H203ZM3 259V262L1 261ZM77 259H79V260H77ZM44 261V262H43ZM212 261H214V263H212Z\"/></svg>", "mask_w": 264, "mask_h": 264}]
</instances>
